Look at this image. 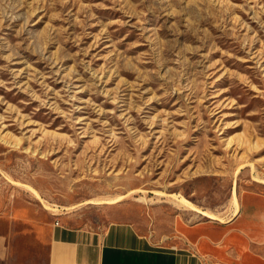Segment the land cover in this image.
I'll list each match as a JSON object with an SVG mask.
<instances>
[{
    "label": "rangeland",
    "instance_id": "obj_1",
    "mask_svg": "<svg viewBox=\"0 0 264 264\" xmlns=\"http://www.w3.org/2000/svg\"><path fill=\"white\" fill-rule=\"evenodd\" d=\"M32 191L72 226L169 243L233 198L263 213L264 0H0V201L44 209ZM19 234L14 264H44Z\"/></svg>",
    "mask_w": 264,
    "mask_h": 264
},
{
    "label": "crops",
    "instance_id": "obj_2",
    "mask_svg": "<svg viewBox=\"0 0 264 264\" xmlns=\"http://www.w3.org/2000/svg\"><path fill=\"white\" fill-rule=\"evenodd\" d=\"M17 206L16 201H0V264H14L12 244L19 233L31 236L39 249L46 250L44 264H236L239 252L252 244L264 246V212L252 213L250 205L243 211L238 200L227 219L207 215L208 220L201 222L176 219L166 232L174 235L170 243L129 221H112L95 230L72 226L44 205V209ZM253 227L259 232L254 233ZM231 237L241 240L242 246L229 245ZM258 263L264 264L263 255Z\"/></svg>",
    "mask_w": 264,
    "mask_h": 264
},
{
    "label": "bare ground",
    "instance_id": "obj_3",
    "mask_svg": "<svg viewBox=\"0 0 264 264\" xmlns=\"http://www.w3.org/2000/svg\"><path fill=\"white\" fill-rule=\"evenodd\" d=\"M32 193H33V195H34L36 198L40 199V200L43 202V205H44L46 208L50 209V207L44 203L43 199L40 198V197L38 196V194L36 193V191H32ZM120 200H121V196L116 197V198H112V199H109V200H102V201H98V202L96 201V202H97V203H116V202H118V201H120ZM177 201H178L180 204L184 205V206H188V207H191L192 209H196L195 206H193L189 201H187V200L184 199V198H177ZM87 202H88V201H87ZM88 203H89V202H88ZM90 203H91V202H90ZM233 203H234V205L237 207V201H236V198H233ZM51 206H52V205H51ZM54 209H55V208H54ZM196 210L198 211V209H196ZM204 213H205V212H204ZM205 214H207V213H205ZM207 216H209V217H211V218H217V216H216L215 214H207Z\"/></svg>",
    "mask_w": 264,
    "mask_h": 264
},
{
    "label": "built area",
    "instance_id": "obj_4",
    "mask_svg": "<svg viewBox=\"0 0 264 264\" xmlns=\"http://www.w3.org/2000/svg\"><path fill=\"white\" fill-rule=\"evenodd\" d=\"M55 224L57 225V224H58V222L56 221V222H55Z\"/></svg>",
    "mask_w": 264,
    "mask_h": 264
}]
</instances>
